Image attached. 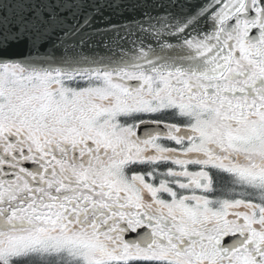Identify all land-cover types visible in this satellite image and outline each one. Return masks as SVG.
<instances>
[{"label":"snow or ice","instance_id":"obj_1","mask_svg":"<svg viewBox=\"0 0 264 264\" xmlns=\"http://www.w3.org/2000/svg\"><path fill=\"white\" fill-rule=\"evenodd\" d=\"M0 264H264V0H0Z\"/></svg>","mask_w":264,"mask_h":264}]
</instances>
